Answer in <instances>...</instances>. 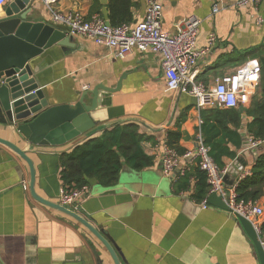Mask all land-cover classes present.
Masks as SVG:
<instances>
[{"label":"crops","instance_id":"0c3cea01","mask_svg":"<svg viewBox=\"0 0 264 264\" xmlns=\"http://www.w3.org/2000/svg\"><path fill=\"white\" fill-rule=\"evenodd\" d=\"M12 1L7 0L0 8V16ZM234 1H222L215 13H212L215 0L161 1L163 32L178 33L191 17L200 21L196 48L208 51L198 59L192 73L195 81L206 89H212L221 78L231 75L248 60H258L264 48V0L258 9L263 20L261 25L256 24L252 9H236ZM31 2L33 7L28 19L49 24L69 36L66 29L51 24L40 0ZM121 2L56 0L52 7L61 13L78 14L84 20L98 16L109 23V5ZM129 2L132 17L129 24H136L144 18L145 0ZM74 39L73 48L53 46L32 64L39 67L49 106H72L79 98L77 92L101 87L97 91L98 107L91 113L96 125L89 132L88 140L77 139L58 148L36 147L14 131H5L6 127L11 130L10 125L0 124V138L28 151L35 171V193L57 203L63 186L61 155L71 153L89 140L101 138L116 126L133 125L141 137L139 147L151 158V165L134 170L122 164L112 188H103L95 180H88L87 197L78 211L94 228L111 238L121 264H260L238 218L229 211L210 206L208 189L202 200L194 198L198 172H201L195 161H179L170 177L161 172L162 147H170L168 134H176L173 145L182 155L194 149L197 138H201L203 118L192 97L166 88L160 58L133 52L117 59L109 49L90 39ZM257 88L258 85L253 87L235 108L242 111V117L237 128H230V134L235 135L238 146L227 138L223 141L233 157H222V168L228 169L237 161L243 166L233 184L250 175L256 156L264 152V140L256 148L242 149L243 144L253 141L247 133L251 118L244 111L252 106ZM91 100L89 95L86 103ZM70 145L74 147L68 150ZM170 148L175 150L173 146ZM186 178V187L177 189ZM204 201L208 205L206 209L201 207ZM256 203L264 210V195ZM260 222L264 231V217ZM0 262L113 264L103 246L86 229L31 197L27 165L1 145Z\"/></svg>","mask_w":264,"mask_h":264},{"label":"built area","instance_id":"2783aa9c","mask_svg":"<svg viewBox=\"0 0 264 264\" xmlns=\"http://www.w3.org/2000/svg\"><path fill=\"white\" fill-rule=\"evenodd\" d=\"M40 1L44 4L52 25L66 29L69 36L90 39L95 44L106 47L117 59H124L133 52L150 53L159 57L166 88L194 98L198 111L235 109L245 100L249 91L259 83L261 67L256 59L248 60L231 75L221 78L212 89H206L197 83L192 72L198 59L208 51V49L196 48L200 21L191 17L178 33L171 35L163 32L162 0H145L143 20L136 24L125 23L118 26H110L98 16L84 20L75 13L55 11L52 5L56 0ZM222 1L224 0H215L212 13L218 11ZM6 2L7 0H0V8ZM262 2L263 0H235L234 7L252 9L256 13V24L261 25L263 20L258 15V9ZM212 41L211 37L210 43ZM260 142V140L250 141V149L258 147ZM208 152L200 136L196 140L195 148L182 155L165 145L161 150V172L163 176L170 177L179 161H195L198 169L205 176L208 196L212 194L220 196L231 214L247 220L260 246L264 249V231L260 222L264 217V210L256 202L238 200L236 193L238 181L227 186L224 183L227 168L218 167ZM245 175H248V172ZM23 188L27 190L26 185ZM86 197L85 187L71 189L62 186L57 200L60 205L78 213L80 204ZM201 207L203 209L208 207L206 201L201 204Z\"/></svg>","mask_w":264,"mask_h":264},{"label":"water","instance_id":"95a60500","mask_svg":"<svg viewBox=\"0 0 264 264\" xmlns=\"http://www.w3.org/2000/svg\"><path fill=\"white\" fill-rule=\"evenodd\" d=\"M32 7L31 0H13L0 16V124L10 125L11 130L6 127L5 131H14L18 137L36 147L58 148L77 139L88 140L91 135L89 132L96 125L91 113L98 107L97 91L101 87L89 92H77L79 98L72 106H49L45 89L41 85L39 67H33L32 62L53 46L73 48L75 37L67 36L65 32L44 22H32L28 19ZM89 95L92 100L87 104L86 98ZM193 101L196 102L194 98ZM0 145L27 165L29 192L36 202L81 225L103 246L113 264H121L117 249L108 235L94 228L72 209L60 205L58 201L54 203L42 199L35 193V171L27 150L2 138ZM73 147L70 145L68 150ZM242 149H250V143L243 144ZM242 169L240 162L233 163L227 169L224 183L231 186ZM207 203L228 211L220 196L215 194L207 198ZM237 218L251 240L260 264H264V250L251 224L241 217Z\"/></svg>","mask_w":264,"mask_h":264},{"label":"trees","instance_id":"16d2710c","mask_svg":"<svg viewBox=\"0 0 264 264\" xmlns=\"http://www.w3.org/2000/svg\"><path fill=\"white\" fill-rule=\"evenodd\" d=\"M129 0H122L120 4L109 5L108 22L110 26H118L131 22ZM264 47V45H263ZM261 74L257 93L252 106L244 111L251 118L247 126V133L254 141L264 140V48L258 55ZM203 125L200 135L203 144L208 148L209 156L220 168L223 167L222 157H233L223 143L229 142L238 146L235 135L230 134V128H237L241 122L242 111L239 109H208L201 110ZM209 119V120H207ZM233 137V138H232ZM176 134H168V145L173 146L177 153L180 149L174 147ZM141 137L133 125L116 126L111 131L104 132L101 138L89 140L74 148L71 153L60 157V179L63 187L81 189L88 185V180H95L103 188H112L116 185L122 164L134 170H141L151 165V158L144 155L139 144ZM200 171V170H199ZM249 176L241 178L236 186L238 200L256 202L264 195V152L259 153L251 167ZM197 177L198 183L194 198L202 200L207 192L205 176L202 172ZM188 181L182 179L177 189L186 187Z\"/></svg>","mask_w":264,"mask_h":264}]
</instances>
